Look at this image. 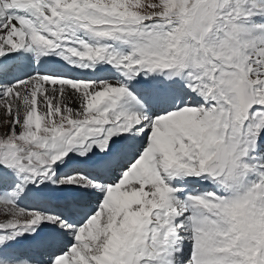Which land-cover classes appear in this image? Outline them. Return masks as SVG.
Segmentation results:
<instances>
[{
  "label": "snow or ice",
  "instance_id": "1",
  "mask_svg": "<svg viewBox=\"0 0 264 264\" xmlns=\"http://www.w3.org/2000/svg\"><path fill=\"white\" fill-rule=\"evenodd\" d=\"M0 264H264V0H0Z\"/></svg>",
  "mask_w": 264,
  "mask_h": 264
},
{
  "label": "rangeland",
  "instance_id": "2",
  "mask_svg": "<svg viewBox=\"0 0 264 264\" xmlns=\"http://www.w3.org/2000/svg\"><path fill=\"white\" fill-rule=\"evenodd\" d=\"M0 130H2V128H0Z\"/></svg>",
  "mask_w": 264,
  "mask_h": 264
}]
</instances>
